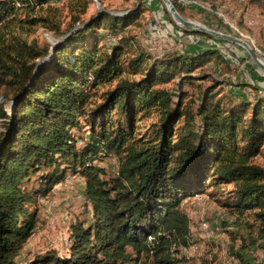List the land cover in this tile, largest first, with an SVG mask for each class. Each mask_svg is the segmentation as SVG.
I'll return each instance as SVG.
<instances>
[{"label": "trees", "instance_id": "obj_1", "mask_svg": "<svg viewBox=\"0 0 264 264\" xmlns=\"http://www.w3.org/2000/svg\"><path fill=\"white\" fill-rule=\"evenodd\" d=\"M53 1L66 0H0V25L16 5ZM69 1L79 15L90 4ZM209 1L207 15L221 26ZM134 2L122 16L100 10L88 21L74 17L50 46L13 39L0 47V264H14L36 227L39 201L69 175L83 180L90 222L69 226L65 256L47 251L26 264H181L175 254L193 243L182 202L221 185L233 187L224 207L253 213L264 249V168L254 162L264 158V96L243 99L214 82L186 105L182 87L207 66H227L225 54L208 47L158 57L133 45L125 33L141 16L142 3ZM164 13L178 40L227 43L177 27ZM173 82L176 95L160 88ZM151 114L156 121L140 133L136 124ZM109 156L117 159L111 176L96 164Z\"/></svg>", "mask_w": 264, "mask_h": 264}, {"label": "rangeland", "instance_id": "obj_2", "mask_svg": "<svg viewBox=\"0 0 264 264\" xmlns=\"http://www.w3.org/2000/svg\"><path fill=\"white\" fill-rule=\"evenodd\" d=\"M89 1L88 9L83 15L72 8L69 0L53 1L49 5L33 6L31 9L16 5L15 15L7 23L0 25V47L13 39L26 43L35 42L38 46H50L62 40L74 17L88 21L98 10L122 16L139 5L134 0ZM138 1L142 3L141 16L125 33L134 39L133 45H143L158 57L166 53L197 52L216 47L227 58V66L210 65L192 74V82L182 87L187 94L184 101L186 105H192L199 89L214 82L221 84L219 89L222 93L243 99L252 100L256 95L264 96V78L260 79L261 85L254 87L246 80L247 73L256 77L259 69L241 47L227 41L225 44L208 42L204 38L178 40L182 34L168 21L164 13L166 8L160 0ZM176 1L185 9L183 18L202 25L209 23L210 26L207 27L211 30L245 41L264 63V0H214L217 9L213 13L221 20V26L213 25V19L207 15L211 13V1ZM175 25L181 27L176 23ZM133 49L134 46H131L123 59ZM160 88L173 95L178 91L174 82ZM103 89L105 87L99 88L98 93ZM156 119V114L141 118L136 124L138 131L148 134V127ZM254 162L264 168V158L258 157ZM96 164L105 170L107 176L113 175L117 170V159L113 156L98 160ZM82 189L81 178L69 175L48 197L39 201L36 227L15 258L14 264H26L47 251H54L61 257L67 254L69 226L79 222L87 226L90 222L88 204L85 203ZM232 189L231 185L208 188L207 194L182 202L181 209L190 219L193 243L175 254L181 264H257L263 260L264 249L257 239V222L253 213L245 212L240 215L233 211V207L223 206ZM202 223L208 224L207 230L202 228ZM141 264H152V259L143 258Z\"/></svg>", "mask_w": 264, "mask_h": 264}, {"label": "water", "instance_id": "obj_3", "mask_svg": "<svg viewBox=\"0 0 264 264\" xmlns=\"http://www.w3.org/2000/svg\"><path fill=\"white\" fill-rule=\"evenodd\" d=\"M160 1L164 4L166 11L169 13L171 19L176 24H178L182 28L188 29V30L193 31V32L213 35L214 37H216L218 39L230 42L232 44H235V45L241 47L247 53V55L249 56L250 60L254 63V65L261 72L264 73V63L254 54L252 48L245 41H243L237 37H231V36L226 35V34L215 32V31L211 30L210 28L200 24L199 22L191 21L189 19H185V18L181 17L176 12V10L174 9L173 5L171 4V2L169 0H160ZM98 11H100V10H98ZM111 14L117 15L115 13H111Z\"/></svg>", "mask_w": 264, "mask_h": 264}, {"label": "built area", "instance_id": "obj_4", "mask_svg": "<svg viewBox=\"0 0 264 264\" xmlns=\"http://www.w3.org/2000/svg\"><path fill=\"white\" fill-rule=\"evenodd\" d=\"M245 77H246V80H247L250 84H252V85H254V86L261 85L260 79H257V77H254V76H252V75H250V74H248V73L245 75ZM263 84H264V81H263ZM202 228H203L204 230H207V229H208V224H207V223H202Z\"/></svg>", "mask_w": 264, "mask_h": 264}, {"label": "crops", "instance_id": "obj_5", "mask_svg": "<svg viewBox=\"0 0 264 264\" xmlns=\"http://www.w3.org/2000/svg\"><path fill=\"white\" fill-rule=\"evenodd\" d=\"M72 178V177H71ZM82 180V179H81ZM82 184H83V180H82ZM82 192H83V189H82ZM88 211H89V213H88V217H89V219H90V217H91V208H90V206L88 205Z\"/></svg>", "mask_w": 264, "mask_h": 264}, {"label": "bare ground", "instance_id": "obj_6", "mask_svg": "<svg viewBox=\"0 0 264 264\" xmlns=\"http://www.w3.org/2000/svg\"><path fill=\"white\" fill-rule=\"evenodd\" d=\"M51 42V41H50ZM51 43H53V42H51Z\"/></svg>", "mask_w": 264, "mask_h": 264}]
</instances>
